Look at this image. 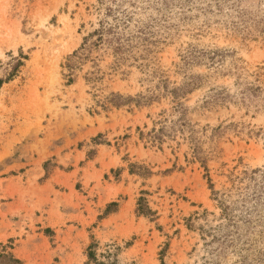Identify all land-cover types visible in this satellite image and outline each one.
<instances>
[{"label": "rangeland", "instance_id": "rangeland-1", "mask_svg": "<svg viewBox=\"0 0 264 264\" xmlns=\"http://www.w3.org/2000/svg\"><path fill=\"white\" fill-rule=\"evenodd\" d=\"M0 264H264V0H0Z\"/></svg>", "mask_w": 264, "mask_h": 264}]
</instances>
